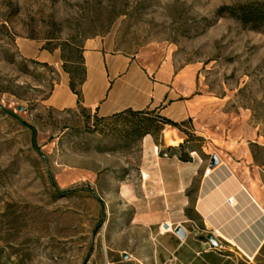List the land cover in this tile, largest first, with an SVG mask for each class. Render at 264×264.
<instances>
[{
	"label": "rangeland",
	"instance_id": "374dc122",
	"mask_svg": "<svg viewBox=\"0 0 264 264\" xmlns=\"http://www.w3.org/2000/svg\"><path fill=\"white\" fill-rule=\"evenodd\" d=\"M253 1L0 0V264L108 259L97 182L135 173L137 118L43 103L58 71L81 73L86 38L108 35L151 70L165 61L190 69L199 102L179 129L181 152L220 160L227 145L264 170V27L216 14ZM42 50L56 64L32 57Z\"/></svg>",
	"mask_w": 264,
	"mask_h": 264
},
{
	"label": "crops",
	"instance_id": "0c3cea01",
	"mask_svg": "<svg viewBox=\"0 0 264 264\" xmlns=\"http://www.w3.org/2000/svg\"><path fill=\"white\" fill-rule=\"evenodd\" d=\"M41 56L56 64L54 55L43 50L32 57ZM82 59L81 98L72 92L69 75L62 70L45 106H80L98 118L126 109H157L175 122L195 117L199 100L190 69H176L165 61L151 70L118 51L108 35L86 38ZM183 139L184 134L170 125L162 130L161 144L146 134L134 174L97 182L99 199L106 202L109 214L105 264H264V170L244 149L227 145L220 150L222 162L208 174V161L197 151L186 162L175 154H159ZM163 223L181 226L185 236L161 232ZM208 234L221 248L209 242Z\"/></svg>",
	"mask_w": 264,
	"mask_h": 264
},
{
	"label": "trees",
	"instance_id": "16d2710c",
	"mask_svg": "<svg viewBox=\"0 0 264 264\" xmlns=\"http://www.w3.org/2000/svg\"><path fill=\"white\" fill-rule=\"evenodd\" d=\"M216 14L218 16L227 15L229 17L237 20L241 25L248 26L252 29H259L264 27V0L253 1L245 4H237L232 6H221L216 10ZM81 73L75 74L74 72L64 69L65 72L69 75V87L73 93L77 95V97L81 98L80 87L85 78V68L83 66V59L81 55ZM80 107V106H79ZM81 108V107H80ZM83 109V108H82ZM95 116V115H94ZM121 116H131L137 118L135 122H133V130H131L132 134H138L141 138L149 134L154 139L157 144H161V133L165 125H170L176 127L177 129H181L183 122H175L168 117H165L160 114L157 109H144V110H132L126 109L124 111L113 114L110 117L99 118V119H107V118H117ZM96 117V116H95ZM98 118V117H97ZM159 133V135H158ZM159 136V137H158ZM183 143H179L175 147H168L165 151H160L159 154L166 155V153L175 154L178 156V159L181 161H190V154L187 152H181V148ZM195 151L194 149L189 150V153ZM69 190L58 191L61 195H66ZM99 227V224H98ZM97 227V228H98Z\"/></svg>",
	"mask_w": 264,
	"mask_h": 264
},
{
	"label": "water",
	"instance_id": "95a60500",
	"mask_svg": "<svg viewBox=\"0 0 264 264\" xmlns=\"http://www.w3.org/2000/svg\"><path fill=\"white\" fill-rule=\"evenodd\" d=\"M19 109H21V108L19 107ZM219 161H220L219 158L215 154H212L208 160L207 166L212 169L219 163ZM174 233L180 238H183L185 236V232H184L183 228L179 225L175 227ZM207 239L209 240V242L214 247L218 246V241L216 239H214L212 234H208ZM123 256L125 258L127 257L126 254H123Z\"/></svg>",
	"mask_w": 264,
	"mask_h": 264
},
{
	"label": "built area",
	"instance_id": "2783aa9c",
	"mask_svg": "<svg viewBox=\"0 0 264 264\" xmlns=\"http://www.w3.org/2000/svg\"><path fill=\"white\" fill-rule=\"evenodd\" d=\"M210 170H211L210 168H207L205 170L204 174H208ZM231 201H232V198L231 197L228 198V202H231ZM193 225H194V227H196L194 223H193ZM175 227L176 226L170 225L168 223H163L162 225H160V231L163 232V233L164 232L174 233ZM217 248H221V245L219 243H218Z\"/></svg>",
	"mask_w": 264,
	"mask_h": 264
}]
</instances>
